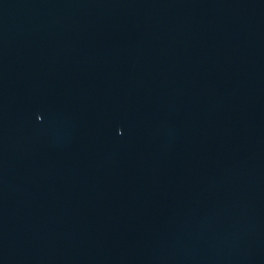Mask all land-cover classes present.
I'll return each instance as SVG.
<instances>
[{"label": "water", "instance_id": "obj_1", "mask_svg": "<svg viewBox=\"0 0 264 264\" xmlns=\"http://www.w3.org/2000/svg\"><path fill=\"white\" fill-rule=\"evenodd\" d=\"M0 264H264V0H0Z\"/></svg>", "mask_w": 264, "mask_h": 264}]
</instances>
